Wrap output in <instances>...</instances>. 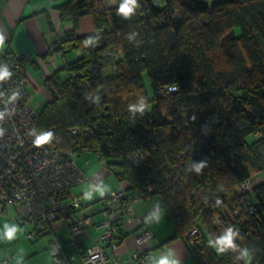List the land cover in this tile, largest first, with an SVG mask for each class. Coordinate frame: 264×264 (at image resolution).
Here are the masks:
<instances>
[{
  "label": "trees",
  "instance_id": "16d2710c",
  "mask_svg": "<svg viewBox=\"0 0 264 264\" xmlns=\"http://www.w3.org/2000/svg\"><path fill=\"white\" fill-rule=\"evenodd\" d=\"M121 3L58 8L72 27L52 50L64 61L43 79L51 97L37 135L51 132L48 144L72 158L96 153L131 195L150 186L148 198L172 218V240L202 234L184 242L193 264H245L244 249L249 264H264V0H137L127 19L117 15ZM84 17L93 32L79 35ZM141 103L143 112L130 110ZM253 134L261 136L247 142ZM229 227L237 249L218 254L209 245L220 247Z\"/></svg>",
  "mask_w": 264,
  "mask_h": 264
},
{
  "label": "built area",
  "instance_id": "2783aa9c",
  "mask_svg": "<svg viewBox=\"0 0 264 264\" xmlns=\"http://www.w3.org/2000/svg\"><path fill=\"white\" fill-rule=\"evenodd\" d=\"M28 60V55L0 53V72L11 73L0 80V212L7 206L18 208L22 214L20 219L32 224L33 229L27 238L34 241L58 220L65 221L74 233L93 224V218L87 210L89 203L84 200L92 191L84 194L72 192L73 188L88 182L76 161L50 144L36 147L33 143L38 136L39 113L36 108L39 103L31 105L34 96L27 89ZM258 181L246 182L242 189L249 190ZM148 192H152L150 186L145 192L131 195L120 186L104 195L99 209L103 227L101 240L107 244L108 251L99 245L84 250L81 254L84 264H142L154 260L148 252H135L132 262L119 261L110 255L117 246L114 221L119 212L123 210L124 224H142L134 215L132 206L147 199ZM61 195L67 197L66 202L60 199ZM201 236L199 229L193 228L185 235L184 242L191 246L194 238ZM136 238L138 244L149 247L153 236L146 225H141ZM50 252L55 264L70 260L55 240L50 243Z\"/></svg>",
  "mask_w": 264,
  "mask_h": 264
},
{
  "label": "crops",
  "instance_id": "0c3cea01",
  "mask_svg": "<svg viewBox=\"0 0 264 264\" xmlns=\"http://www.w3.org/2000/svg\"><path fill=\"white\" fill-rule=\"evenodd\" d=\"M67 1L0 0V35L5 37L3 52L30 55L34 62L33 64L29 62L27 66V85L29 84L27 89L29 90L31 85L34 89L40 90L44 96L46 95L44 86H39L29 69L33 68L36 72L42 70L41 67L46 69L41 76V85L46 75H51L61 69V67L55 68V61L50 59L54 55L61 56L60 53L53 51L50 53V50L62 42L64 32L72 27L71 24L61 21L58 11V8ZM206 1L211 2L212 0ZM92 32V19L90 17L82 18L76 33L86 35ZM107 171L104 167L90 175L83 171L88 182L82 185L86 188H82V193L79 194L92 191L91 198H88L86 202L91 208L87 210L92 215L93 224L79 232L73 233L65 221L58 220L50 226L48 233L40 234L34 241H31L28 240L27 234L33 229L32 224L20 219L22 214L15 206L4 207L0 212V264H55L50 252L52 240H55L62 247L65 256L70 258L64 264H84L81 254L84 250L96 245L108 251L107 244L101 240L103 227L99 209L104 195L118 189L117 187L120 185L103 188V196L94 190L95 184L105 178L104 174L108 173ZM260 178H262L261 175L258 179ZM150 198L141 200L132 206L134 215L140 219L142 224L126 225L123 223L121 226V236L123 237L118 241L116 249L110 252V255L119 261L132 262L135 252H148L154 256V260L142 264H154L160 255H168L170 252L171 258L177 260L178 264H193L184 242L180 239H171L174 234L171 216L166 211L158 209L159 201L156 197ZM5 225L7 228H11L13 225L17 228L15 237L11 241L5 236ZM141 225H146L153 236L149 247L137 243L136 237L140 232L138 226Z\"/></svg>",
  "mask_w": 264,
  "mask_h": 264
},
{
  "label": "rangeland",
  "instance_id": "374dc122",
  "mask_svg": "<svg viewBox=\"0 0 264 264\" xmlns=\"http://www.w3.org/2000/svg\"><path fill=\"white\" fill-rule=\"evenodd\" d=\"M214 1V0H212ZM4 51V49L2 50ZM82 55V51L81 50H72L71 52H68L67 54H65V59L68 62H73L76 59H78L79 57H81ZM58 55H54L52 56L53 61H55L54 66L55 68H59L63 66V58H61V56ZM51 65V64H49ZM52 66V65H51ZM46 67H47V62H46ZM42 70L36 72L33 68L29 69V72L33 75V77L35 78L36 82L39 84V86H43V84L41 85V76L44 74L43 71H46L45 68L41 67ZM60 80L64 81L66 79V73L63 71V73L61 72L60 75ZM144 79V84H145V88L148 92V94H151V87H150V82L149 79L146 75L143 76ZM29 90L34 94V99L31 101V105L34 106L35 102L39 103V106L36 108L37 112L39 113L41 111V109L43 108V106L45 105L46 101L50 99L51 95H49V93L47 92L46 89L45 93L46 95L44 96V94L40 91V90H36L34 89L31 85L29 86ZM260 135L259 134H253V135H249L246 137V141L251 143L253 142L255 139L259 138ZM74 160L76 161L78 167L86 172L88 175H90L91 173H93L96 170L101 169L102 167L106 168V164L104 162H102L98 155L94 152L92 153H86L82 156L79 157H73ZM115 169V168H114ZM116 170V169H115ZM108 173L105 172V178L103 180H101L100 182H97V184H95V187H102V188H113L116 187L117 181L114 179V175L112 174V172H110L109 170L107 171ZM94 187V185L92 184V188ZM82 188H86V187H82L78 186L72 189V192L75 194H79L82 193ZM153 197H151L150 199H152ZM85 201H88L87 196L84 198ZM99 205V203H98ZM91 208H89L90 210ZM31 231V230H30ZM245 261V260H244Z\"/></svg>",
  "mask_w": 264,
  "mask_h": 264
},
{
  "label": "clouds",
  "instance_id": "9594fccd",
  "mask_svg": "<svg viewBox=\"0 0 264 264\" xmlns=\"http://www.w3.org/2000/svg\"><path fill=\"white\" fill-rule=\"evenodd\" d=\"M139 6L140 5L137 3V0H122V3L117 8V15L127 19V18L132 16L133 9L134 8H138ZM4 40H5V37L3 35H0V53H4V54H7V55L12 54V52L6 53V52L2 51L3 48H4ZM53 52H52V50H50V53H53ZM20 55L23 56V55H26V54L22 53ZM28 57H29V60L27 62V66H28L29 62L32 63V59L30 58V55H28ZM27 66H26V80H27V72H28ZM10 75H11V73H9L7 71L0 72V80H4L6 77H9ZM129 107H130V110L143 112L144 109L146 107H148V105H145V104L141 103L139 105V107L132 106V105H130ZM51 139H52V133L48 132V133H45V134H42L40 136L35 137L33 143H34V145L36 147H41V146H43L45 144L50 143ZM204 164H205V162L202 161L201 164L196 167L195 171L197 173H199L200 172V168L204 167ZM94 190L97 191V193L100 196H103L104 189L102 187H97ZM87 198L90 199L91 198L90 195L87 196ZM218 203H219V201H218ZM5 228H6L5 236H6V238L9 241H11L15 237V233L17 232V228L15 227V225H13V227H11V228H7V225H5ZM237 234H238V230H237L236 233H234L231 230V227H229V229L226 231L225 235L221 239H219V241H218V244L220 245V247H215V246H213L211 244L209 246L213 247L218 254H224V252L227 249H232L233 251H236L237 245L233 244V237L236 236ZM237 258L245 260V264H249V262L251 261V257L249 256L247 249H244V250L240 251V254H239V256ZM154 264H178V261L175 260V259H172L171 258V253L169 252L168 255H160V258L157 261H155Z\"/></svg>",
  "mask_w": 264,
  "mask_h": 264
}]
</instances>
